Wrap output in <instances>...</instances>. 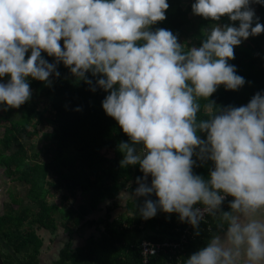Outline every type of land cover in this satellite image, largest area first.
I'll list each match as a JSON object with an SVG mask.
<instances>
[{"label":"clouds","instance_id":"9594fccd","mask_svg":"<svg viewBox=\"0 0 264 264\" xmlns=\"http://www.w3.org/2000/svg\"><path fill=\"white\" fill-rule=\"evenodd\" d=\"M253 3L264 0H195L193 14L239 26L213 24L201 46L186 50L172 31L152 30L167 18L168 0H0V78L10 77L0 82V110L31 99L29 78L50 86L60 62L89 85L91 72L109 93L104 111L130 140L118 145L121 166L143 173L134 195L158 197L145 200L142 218L178 213L196 235L206 215L217 219L186 264H264V95L216 111L210 99L220 85L246 83L229 60L243 40L264 33ZM200 99L212 102L208 119L198 120ZM194 156L213 162L207 179L194 173Z\"/></svg>","mask_w":264,"mask_h":264},{"label":"trees","instance_id":"16d2710c","mask_svg":"<svg viewBox=\"0 0 264 264\" xmlns=\"http://www.w3.org/2000/svg\"><path fill=\"white\" fill-rule=\"evenodd\" d=\"M168 3L167 18L151 26L152 30L172 31L186 50L201 46L205 39L203 29L217 22L203 18L196 26L191 21L192 7L187 0H168ZM256 5V16L264 24V5ZM226 18L222 17L219 22L223 23ZM230 25L238 27L239 21ZM186 30L193 31V40L182 37ZM234 51L235 59L229 63L236 66L237 74L243 76L246 83L239 90H227L220 85L210 98L215 102L212 111L247 105L257 92L264 95V33L243 40ZM42 56L55 63V58L46 52H42ZM57 71L60 76L53 73L50 86L29 78L31 99L19 109L0 110V123L7 127L0 140V167H5L10 180L23 186L27 200L17 198L18 194L12 195L11 201L5 204L6 212L0 215V240L10 248L8 253L0 250L3 262L42 264L40 255L46 246L45 235L57 236L63 229L69 240L61 246L53 264H144L143 241H182L183 234L190 229L192 234L185 250L176 254L165 252L149 261V264H186L191 254L206 245L211 232L215 231L217 219L207 216L201 221L200 235H196L191 224L181 222L178 213L158 210L155 217L143 219L139 209L145 200L158 197L155 194L149 197L134 195L138 187L136 178L143 173L138 164L121 166L123 153L118 145L130 140L102 107L109 93L96 83L98 77L91 72L86 74L93 81L89 85L73 75L63 62L57 65ZM9 79L6 76L0 78V82L7 83ZM210 99L199 100L198 120L209 118ZM40 127L49 128L48 133L41 136L48 140L44 150H51V157L39 158L38 152L31 156L28 153L34 150V146L27 143L28 138L37 135ZM199 135L206 139L205 133ZM193 159L197 160L194 173L207 179L213 162L202 163L195 156ZM151 179L149 176L148 184ZM123 191L133 195L121 206L117 200ZM50 194L60 195L64 204L51 203ZM75 199H80L76 205L73 204ZM232 199L230 196L225 200L224 210H230L228 201ZM99 211L104 214L92 218ZM85 228H92L99 234H92L83 246L75 247V235L80 236Z\"/></svg>","mask_w":264,"mask_h":264},{"label":"rangeland","instance_id":"374dc122","mask_svg":"<svg viewBox=\"0 0 264 264\" xmlns=\"http://www.w3.org/2000/svg\"><path fill=\"white\" fill-rule=\"evenodd\" d=\"M194 2H195V0H187V4H189L190 6H192V4ZM251 7L256 11V8H257L256 3H253L251 5ZM202 20H203V17L193 14V12L191 11V21L193 24H196V26H198ZM217 23L220 25L234 24V22L231 21L228 17L224 20L223 23H221V22H217ZM213 24H216V23H212L209 26V28ZM191 27L194 28L192 24H191ZM204 30L205 29H203V33H204ZM193 35H194L193 31L186 30L185 34L182 35V37L193 40ZM192 43L195 44L193 41H192ZM6 128L7 127L5 124L0 123V140H2L4 138ZM38 130H39V133L37 135L31 137L30 139L28 138L27 143L30 144L31 146H34V150H28V153L31 156L34 153L38 152V153H40L39 158H47V156L51 157L52 151L51 150H44L46 148V146L48 145V140L46 138H42V136H41L44 133H48L49 128L48 127H40V128H38ZM50 179L53 180V177L50 176ZM47 187L51 188V186L49 184H47ZM52 192L55 193L53 188H52ZM126 193L130 194L129 192H126ZM16 194H18L17 198H23V199H25V201H27L26 196H25L26 191L23 188V186H21V184H19L18 182L10 180V178L8 177V175L5 172V167L4 166L0 167V215H3L6 212L5 204L7 202L11 201V199H12L11 197L15 196ZM130 196L131 195H128V198H130ZM49 200L51 203L56 202L60 205L64 204L62 202L60 195L50 194ZM79 201H80V199H75L73 201V204L76 205ZM125 201H126V199L124 198V200L122 202L123 205L125 204ZM119 204H121V203L119 202ZM121 212H122V210H121ZM116 215H118V213H116ZM87 230H88L89 234L86 235V239H88V237L91 236L90 233H91L92 228L87 229ZM62 232H63V229H60L57 236H52L51 234L45 235L47 237L46 246H45L44 250H42V253L40 255L42 264H53V262L58 258L61 246H63V244L66 243L69 239L68 234H65L64 232L63 233ZM86 233H87L86 229H83L82 231H80V234H82V236L85 235ZM94 234L96 236H98L99 233L96 232ZM52 238H54V239L52 240ZM83 241H84L83 239L80 241H77L75 238L73 240L74 246L75 247L81 246L80 243H82ZM0 250L3 253H8V251H10V248L6 245L5 242L0 240ZM16 260L18 261L19 258L16 257Z\"/></svg>","mask_w":264,"mask_h":264},{"label":"built area","instance_id":"2783aa9c","mask_svg":"<svg viewBox=\"0 0 264 264\" xmlns=\"http://www.w3.org/2000/svg\"><path fill=\"white\" fill-rule=\"evenodd\" d=\"M150 184L151 181L149 182V185ZM229 197H227V199ZM191 234L192 232L190 231V229H187L182 236V241H173V242L165 241L161 243H152L149 241H143V243L141 244V250H142L144 264H149V261L153 256H157L165 252L176 254L179 253V251L185 250V246L188 243L189 236Z\"/></svg>","mask_w":264,"mask_h":264},{"label":"crops","instance_id":"0c3cea01","mask_svg":"<svg viewBox=\"0 0 264 264\" xmlns=\"http://www.w3.org/2000/svg\"><path fill=\"white\" fill-rule=\"evenodd\" d=\"M138 186H139V185H138ZM122 193H126V192L123 191ZM124 198L126 199V201L128 200V193L125 194L123 198L121 197V194H120V196H119V198H118L117 201H118V203H119V202L121 203V204H120L121 206H123L122 202H123ZM126 201H125V202H126ZM119 210H121V209H119ZM103 214H104V212H102V211H101V212H100V211H99V212H96L95 214H93L92 218H94V217H98V216H101V215H103ZM85 229H86V231H87V233H86L85 235H83V236H82V234H80V236H79V235H78V236L75 235V238H76L77 241H80V240H82V239L85 241V239H86V235L89 234V232H88V230H87V229H89V228H85ZM63 232L65 233L64 230H63ZM63 232H62V233H63ZM58 233H59V232H58ZM94 233H95V231L92 229L90 234L92 235V234H94ZM68 236H69V235H68ZM75 238H74V239H75ZM53 239H54V238H52V240H53ZM68 240H69V239H68ZM84 241H83L82 243H80L81 246L84 245Z\"/></svg>","mask_w":264,"mask_h":264},{"label":"water","instance_id":"95a60500","mask_svg":"<svg viewBox=\"0 0 264 264\" xmlns=\"http://www.w3.org/2000/svg\"><path fill=\"white\" fill-rule=\"evenodd\" d=\"M0 264H5L1 257H0Z\"/></svg>","mask_w":264,"mask_h":264}]
</instances>
